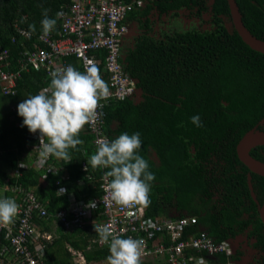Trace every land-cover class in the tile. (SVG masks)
<instances>
[{
    "label": "trees",
    "instance_id": "trees-1",
    "mask_svg": "<svg viewBox=\"0 0 264 264\" xmlns=\"http://www.w3.org/2000/svg\"><path fill=\"white\" fill-rule=\"evenodd\" d=\"M236 2L245 26L264 41V0ZM70 4L71 0H0V69L20 72L16 94L5 96L0 92V196L13 197L10 187L21 186L34 193L45 207L48 217L34 218L39 234L30 245L39 264H72L67 243L81 251L89 263L106 262L110 255L109 246L100 247L94 242L99 236L95 224L67 230L56 216L69 208V193L78 200L102 195V170L88 163L96 152L94 135L85 125L78 137L83 144L69 149L71 161L52 156L55 166L69 170V179L59 185L54 174L43 179L45 169L33 166L35 158L30 147L34 141L27 127L22 126L18 111L10 112L11 105L50 86L51 76L45 70L32 64L22 66L27 52L47 46L39 39L44 34L43 10L56 19L50 32L56 38L61 29L57 13ZM181 11H188L194 19L209 12L212 28L202 29L195 21L190 25L179 23L175 28L165 27L161 21L155 28L152 17L156 14L173 18L181 16ZM129 19L143 32L124 48L122 63L136 80L140 94L104 105L103 132L109 141L125 132L140 133L139 155L148 161L149 171L155 175L146 217H198V225L187 227L185 234L205 230L216 243L224 242L246 225L244 212L252 208L255 213L250 216H257L247 180L250 171L239 160L236 146L253 128L264 132V124H259L264 119V54L251 49L234 29L227 28L231 21L227 0H213L211 5L208 0H153L131 13ZM31 24L35 25L34 32H30ZM99 57L101 73L104 61L102 54ZM65 63L81 71L75 57L67 58ZM197 115L201 127L192 123ZM251 156L264 163V146L253 149ZM84 163L86 171L82 170ZM251 175L256 195L264 202V177ZM24 197L16 196V202L19 204ZM101 212L97 210L98 221L105 218ZM257 222L262 226L259 218ZM8 244L2 230L0 264H25L18 254L6 255L3 248ZM229 260L225 254L211 258L216 264ZM142 264L164 262L154 257Z\"/></svg>",
    "mask_w": 264,
    "mask_h": 264
},
{
    "label": "built area",
    "instance_id": "built-area-1",
    "mask_svg": "<svg viewBox=\"0 0 264 264\" xmlns=\"http://www.w3.org/2000/svg\"><path fill=\"white\" fill-rule=\"evenodd\" d=\"M151 1L153 0H71V4L61 12V29L57 37L52 38L50 33L42 34L39 39L47 46L34 52H27L24 61L26 64L22 68L27 64H32L37 69L45 70L51 76L52 72L69 66L65 63L67 58L75 57L83 72L89 62L97 65V56L102 54L104 68L100 74L108 83L110 91L109 97L100 101L103 107L109 105L110 100H124L129 96L140 94L136 80L125 71L122 63L123 51L133 21L128 20V16L134 11L141 10ZM19 78L20 72L9 73L0 69V92L5 96L15 95ZM18 104L11 105L10 110L17 111ZM103 107L98 109V112L102 113L98 120L86 125L95 137L93 142L96 150L98 140L108 139L103 132L105 121ZM28 136L34 141L30 147L35 158L33 166L36 169H45L42 178L45 179L49 174H54L57 179L56 183L59 185L62 181L68 180L67 167L55 166L52 156L48 158L40 156L39 132L30 133ZM42 139L47 142L46 137ZM82 170H87L86 163L82 165ZM101 170L102 195L99 198L78 200L73 193H69V208L60 210L56 214L64 222L67 230L84 228L88 223L96 226L110 225L121 238L132 237L145 241V254L142 261L157 257L164 264H214L211 262L213 256L231 255V250L225 241L216 243L205 230L185 234L187 227L198 225L197 217L148 218L143 206L115 204L108 194V184L111 180L110 177L105 176L108 169L101 168ZM14 173L20 176L18 171ZM10 189L15 193V197L20 194H24L25 197L18 204L20 210L14 221L10 225L0 226V232L2 230L5 232L9 243L3 249L6 255L15 253L22 256L25 264H39L38 259L30 250L33 237L38 235L34 218L48 217L47 211L34 193L25 191L21 186L14 185ZM62 191L63 188L60 189V192ZM90 201H95L94 208L91 205L90 208L87 207ZM99 209H102L101 214L105 217L101 221L97 220ZM94 242L100 247L109 246L103 243L99 236L94 239Z\"/></svg>",
    "mask_w": 264,
    "mask_h": 264
},
{
    "label": "clouds",
    "instance_id": "clouds-1",
    "mask_svg": "<svg viewBox=\"0 0 264 264\" xmlns=\"http://www.w3.org/2000/svg\"><path fill=\"white\" fill-rule=\"evenodd\" d=\"M61 15L57 13V16ZM41 21L43 33L48 35L56 25V19L43 10ZM23 22V18H22ZM30 32L35 25H29ZM108 83L102 78L97 65L89 62L81 72L69 65L63 70L51 73L50 86L36 95H31L18 104V115L30 133L40 134V156L71 161L69 149L83 144L79 139L85 125L95 123L102 114L98 109L101 100L109 97ZM192 123L202 126L200 117L193 116ZM43 137L47 138L44 142ZM97 150L88 163L93 168L110 169L105 173L111 180L108 194L115 204L120 206L150 204V191L155 175L149 171V164L141 155L140 133L129 135L127 132L109 141H97ZM21 166V164H20ZM95 207L90 201L87 207ZM90 208V207H89ZM20 206L14 198H0V226L10 225L18 215ZM94 231L100 240L109 245L106 264H142L145 254V241L137 238H121L110 225H97Z\"/></svg>",
    "mask_w": 264,
    "mask_h": 264
},
{
    "label": "flooded vegetation",
    "instance_id": "flooded-vegetation-1",
    "mask_svg": "<svg viewBox=\"0 0 264 264\" xmlns=\"http://www.w3.org/2000/svg\"><path fill=\"white\" fill-rule=\"evenodd\" d=\"M212 3L213 0H208L209 5H211ZM181 12V16L179 15L173 18L167 15L154 14L155 16H153L152 18L156 21L155 28L158 27L161 21L163 22V26L172 28L178 27L179 23L181 25H190L193 21H195L196 23L200 21L201 23L207 24L209 27L205 29H211L213 26L212 17L209 12L203 13L201 15V18L198 17V19H194V17L192 18L189 16V20L187 22L185 19H182L185 11ZM205 14H207L208 19L205 18ZM142 32L143 31L137 27L136 22L132 21V25L130 27V35L126 40L124 48L128 43H131L135 37L142 35ZM251 174L255 173H252L250 171V173L247 174V180L250 195L256 204L255 211L257 213V216H250V214L255 213L252 208H249L250 210L248 212L246 211L243 213L244 217L242 218V220L246 225L242 229H238V232L235 235L225 240V242L229 246V249L231 250V255L228 256L230 257V260L228 262L221 264H264V223L261 218V209L264 206V202H261L256 195L254 185L252 183L253 178ZM249 177L251 179L252 189L250 188ZM216 198L218 197L216 196L214 199ZM257 218H259L262 226H260L259 222H257Z\"/></svg>",
    "mask_w": 264,
    "mask_h": 264
},
{
    "label": "water",
    "instance_id": "water-1",
    "mask_svg": "<svg viewBox=\"0 0 264 264\" xmlns=\"http://www.w3.org/2000/svg\"><path fill=\"white\" fill-rule=\"evenodd\" d=\"M230 16L231 29H234L251 49L264 54V41L254 36L243 22V16L240 12L236 0H227ZM264 124V119L260 121ZM259 146H264V132L257 130V127L248 131L238 142L236 152L239 160L245 164L248 169L257 175L264 177V163L251 156V151ZM250 188L252 189L251 179ZM261 218L264 223V206L261 209Z\"/></svg>",
    "mask_w": 264,
    "mask_h": 264
},
{
    "label": "crops",
    "instance_id": "crops-1",
    "mask_svg": "<svg viewBox=\"0 0 264 264\" xmlns=\"http://www.w3.org/2000/svg\"><path fill=\"white\" fill-rule=\"evenodd\" d=\"M2 196V195H1ZM0 196V197H1ZM10 198H12V196H9ZM14 197V199H15V196H13ZM3 198V197H2ZM5 198H8L7 196L5 197ZM15 201H16V199H15ZM39 232V231H38ZM54 232H55V229H54ZM55 234L57 235V236H59L56 232H55ZM48 237V236H47ZM69 243H67V244H65L66 245V247L69 249V251L71 252V254H72V264H103V261L102 262H97V261H95V262H87L86 261V259H85V257H84V255H83V253L81 252V251H76V249H73V248H70V244L68 245ZM91 249V247H89L88 248V250H90ZM105 263V262H104Z\"/></svg>",
    "mask_w": 264,
    "mask_h": 264
},
{
    "label": "rangeland",
    "instance_id": "rangeland-1",
    "mask_svg": "<svg viewBox=\"0 0 264 264\" xmlns=\"http://www.w3.org/2000/svg\"><path fill=\"white\" fill-rule=\"evenodd\" d=\"M204 16H205L206 19H208L207 14H205ZM182 19H185L186 22L189 20V13H188V11H185V12H184V15H183V18H182ZM196 24H198V26H199L200 28H202V29H205V28H208V27H209L207 24L201 23L200 21H198ZM226 25H227V28H229V30H232V29H231V24H230V22H227ZM179 28H180V27H179ZM10 112L13 113L11 110H10ZM15 112H17V111H15ZM15 112H14V113H15ZM0 198H2V196H1ZM12 198H14V197H12ZM103 264H106V262H105V263L103 262ZM214 264H216V263H214Z\"/></svg>",
    "mask_w": 264,
    "mask_h": 264
},
{
    "label": "bare ground",
    "instance_id": "bare-ground-1",
    "mask_svg": "<svg viewBox=\"0 0 264 264\" xmlns=\"http://www.w3.org/2000/svg\"><path fill=\"white\" fill-rule=\"evenodd\" d=\"M198 218V217H197ZM37 234H39L38 232H37Z\"/></svg>",
    "mask_w": 264,
    "mask_h": 264
}]
</instances>
